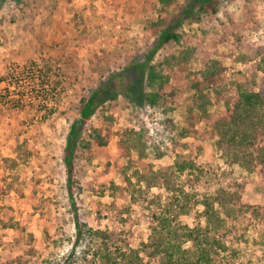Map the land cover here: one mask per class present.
I'll list each match as a JSON object with an SVG mask.
<instances>
[{
    "label": "rangeland",
    "instance_id": "1",
    "mask_svg": "<svg viewBox=\"0 0 264 264\" xmlns=\"http://www.w3.org/2000/svg\"><path fill=\"white\" fill-rule=\"evenodd\" d=\"M154 1L72 0L71 6L81 11V28L85 27L88 33L86 39H90L89 43L82 44L64 4L57 3L52 16L46 12L49 1L39 3L38 10L24 15L11 0H0V264L6 256L14 259L24 253V240L15 242L19 227L35 236L33 246L43 257L62 262L70 250L74 228L64 188L62 149L71 124L79 117L74 107L87 94L92 79L93 83L97 82L101 66L107 64L109 71L119 73L133 58H141L150 51L157 34L145 36L139 17L143 2L152 5ZM221 2L216 17H207L198 23L183 21L179 28L183 33L180 45H169L156 54L155 60H163L177 56L180 50L198 51L188 64L182 65L184 71L175 62L171 65L170 85L180 91L173 110L166 115L148 108L137 112L140 127L145 122L148 125V141L141 151L145 167L136 164L126 171V178L132 184L128 193L111 198L106 189L102 193L98 186L104 183L108 188L111 183L121 184V174L115 167L105 175L103 172L107 161L121 166L128 163V158L121 156L118 144L125 133L137 128L130 117V107L121 96L114 104L105 102L81 129L85 139L97 128L109 132L110 138L100 151L94 146L91 150L80 146L76 174L80 191L76 189L73 194L80 220L87 229L111 232L115 240L124 239L144 264L164 261L156 259L149 248L150 236H155L159 230L157 220L164 217L169 218L172 232L178 230L176 244L184 252L180 256L187 257V264L194 263L197 255L191 251V243L183 239L180 229L181 226L184 229L198 227L204 231V208L197 202L206 197L212 202L211 220L219 216L226 221L225 231L216 233L221 238L215 246L225 249L233 246L234 252L230 251L229 256L232 262L236 259V264H264V212L256 219L242 207L262 204L264 181L257 173L253 148L249 147V142L241 143L239 135H234L238 131L230 128L232 120L237 118L238 91L246 83L251 84L254 92L264 90V76L258 69V64L264 68V0ZM155 6L148 9L154 19L159 8ZM169 15H175V11L171 10ZM110 35L113 37L109 43ZM204 53L220 62L224 72L216 85L228 92L222 93L224 96L220 99L211 96L206 106V120L195 121L193 128L187 129V137L181 138L180 132L188 116L184 101L189 96L185 90L187 77L201 70V54ZM92 64L98 66L96 73L91 71ZM25 68L29 69L27 73ZM45 72H51L53 77L50 92L52 88L56 91L49 97L53 102L50 105L52 116L39 114L42 104L34 94L36 87L45 82L41 79ZM104 74L106 77L108 73ZM233 80L237 83L232 84ZM55 82L59 84L57 87H54ZM101 115L103 119L111 117L112 120L101 121ZM195 116H199L198 111ZM258 117L263 131L264 109L258 111ZM165 120L171 122L173 131L169 124L162 125ZM166 131L173 137L168 148L159 133ZM259 143H264V134ZM138 155L133 149L129 159L137 163ZM89 157L92 160L88 165ZM178 157H191L203 170L199 183L193 188L186 183L188 172H173ZM6 160L14 162L13 168L7 167ZM135 172L138 175H134ZM159 173L168 175L170 180L162 188L157 187ZM179 189L189 194L188 198L181 196ZM190 195H195L196 199ZM129 213L131 217L127 220ZM150 213L156 219L152 220ZM55 218L63 219L61 233L56 231ZM231 231H237L235 236L231 237ZM44 232L56 238L55 245L45 240ZM214 232V229L206 231L208 244H213L210 238ZM85 234L82 246L95 250L100 238ZM164 238L169 242L168 236ZM111 242L108 247L113 251ZM210 250L211 264H217L215 261L221 259L217 260Z\"/></svg>",
    "mask_w": 264,
    "mask_h": 264
},
{
    "label": "trees",
    "instance_id": "2",
    "mask_svg": "<svg viewBox=\"0 0 264 264\" xmlns=\"http://www.w3.org/2000/svg\"><path fill=\"white\" fill-rule=\"evenodd\" d=\"M45 1H49L50 6L46 11L49 16H52L56 10L57 3L60 2L64 4L67 13L70 16L71 23L79 33L80 42L82 44L90 42V39H86V37L88 38L87 29L85 27L81 28V26H83V24H81V11L74 9L71 6L72 0H32L30 3L25 0H11V3L15 5V7L21 9L24 15H28L31 10H38V4H42ZM180 1L181 0H155L152 5L149 2H143L141 5L139 22L141 32L145 34V36L149 33L157 34V37L152 44V48L150 51L144 53L141 58H133L119 73L109 71L110 66L107 64L101 66L99 69L102 73L100 72L98 79H95L97 82L93 83L94 80L92 79V84L86 91L87 94L82 96L78 101V104L74 107L79 117L71 124L65 137V146L62 149V173L65 178L64 188L67 192L66 197L68 207L70 208V215L72 217L74 238L71 243V248L64 256L63 261L61 262L60 260L58 261L50 259L49 257L41 256L39 250L33 246V243L36 240L35 236L33 234H27L23 227H19L15 242L19 243L24 240L26 249L22 255H19L14 259L12 257L9 258L8 256L4 257L2 264H29L31 262H37L39 264H144L141 256H139L135 250H132L124 239L119 237L115 240L116 237H114L111 232H94L91 229H87L86 224L80 220L81 218L79 211L77 210V202H75L73 197L76 189L80 191L79 182L76 177L77 163L80 159V146L82 145L81 149L84 150H91L94 146L100 151V149L106 147L110 138L109 132H105L102 128H97L92 129L86 136L87 139H85L82 138L81 129L84 123L89 120L95 114L96 110L105 102L114 104L116 103L117 98L121 96L126 105L130 107V117L132 120L134 119V122L131 121L135 123L134 125L137 126V128H132L125 133V137L121 139L118 144L121 156L128 158V163L125 166H121L119 164L112 165L110 161H107L103 172L105 175L109 172L111 167H115L121 174V184L116 185L111 183L108 188H106V184L104 183L98 186V189L102 193L106 189L111 198H115L116 194L123 196L124 193H128V189L132 187V184L130 179L126 178V171L136 164L142 168L145 167V164L142 162L143 158L141 151L145 149L148 141V125L145 122V124L140 127L137 112L141 109L148 108L155 112L157 111L162 115H166L168 111H172L176 98L180 95V91L176 88H172L170 85L171 75L169 70L172 68L171 65L175 62L177 63L175 65L184 71V66L188 64L194 53H197L198 51L196 49L180 50V53L177 56L172 55L170 59L163 60H155L156 54L169 45H180L183 40V33L179 28L183 21L198 23L207 17L214 18L218 15L220 7H222V0H182V4ZM148 4L151 5L150 8H153L155 4L159 7L158 9L155 8L157 13L155 19L149 14L148 9L150 8L148 7ZM171 10L175 11V15H169ZM120 19L122 21L125 20L123 16H120ZM112 37V35L108 36L109 43L111 42ZM119 41L122 42L121 39H119ZM201 55V70L193 76L188 74L187 77L188 86L185 90L189 92V96L185 98L184 101H186L188 116L184 123L183 130L180 132L179 137L181 138L187 137V129H192L195 121L206 120V106L208 105L207 103H210L211 96L220 99L223 98L224 92H228V89L218 88L216 85L224 72L220 62L216 59H210L206 53ZM258 55L259 53H256V56ZM263 61L264 60L262 59V62ZM93 66L94 64L90 67L91 71L96 73L95 71L98 66ZM258 69H260L264 76V68H262L260 64H258ZM45 71L48 72L46 69ZM105 72L108 73L106 74V77L104 76ZM234 83H237L236 80H233L232 84ZM58 85V82L54 83V87H57ZM54 90L55 88H52L51 92ZM238 104L237 118L232 120L230 128L238 131L235 132L234 135H239L238 137L241 143L249 142V147L253 148L255 153L254 158L257 163V173H259L261 178H263L262 181H264V143H259L260 136L264 134V130H261L262 124L259 119L260 117H258V111L264 109V90L254 92L251 84L246 83L242 89L238 91ZM195 111L199 112L201 118L195 116ZM103 117L104 115H101V121L107 120L110 122L112 120L111 117H105L104 119ZM66 118L69 120V117L66 116ZM247 123H249V126ZM165 124H169V129L173 131L174 127L171 125L170 121L165 120L162 125L165 127ZM159 133L161 134V141L164 142V146L166 148L171 147V142L173 141L172 134H170L169 131ZM232 139L233 141L235 140L234 136ZM133 149H136L137 152H139L137 163L129 159ZM24 150L26 149L24 148ZM91 160V157L87 158L86 162L88 165ZM5 162L7 163V167L13 168V161L6 160ZM202 171V168H199L195 160H192L191 157L188 159L178 157L173 165L174 173H189L186 183L192 188L196 183H199L200 177L203 173ZM134 175H138V173L135 172ZM159 175L160 183L157 184V187L162 188L165 183L170 180L166 174L159 173ZM139 177L142 178L141 176ZM138 183H141V180H139ZM89 189L91 190V186H89ZM179 190L181 196L188 198L189 194L183 189ZM190 197L196 199L195 195H190ZM131 198L134 199V195H132ZM197 203L204 208V217L206 221L204 231H201L198 227L193 229H188L186 227L184 229L181 226L180 229V231H183L180 232L181 235H183V239L185 238L184 240H186V242L191 243V251H195V254L197 255V257L195 256L196 259L193 264H211L210 248L212 249L214 256L217 257V260L221 259L215 261V263L236 264V259L232 262L233 258L229 256L230 251L234 252L233 246L227 247V249L221 246H215L216 244L219 245L217 239L221 238V236L216 233H223L225 231L224 224L226 221L224 222L219 216L216 217V220H211V215L213 213L212 202H210L207 197ZM242 207L253 214L254 218L259 219L260 215L264 212V199L259 206L244 204ZM154 216L153 213H150L152 220L153 218L156 219ZM130 217L131 215L129 213L127 214L126 219H130ZM62 221L63 219L55 218V225H57L55 228L59 233L62 231ZM157 222L159 223V230L155 236H150L151 244L149 248L152 249V255H155L156 259H163L164 261H162V264H187V257L184 258L180 256V254H184L181 250V246L178 243L176 244L178 230L175 229V231L172 232L169 218L164 217L157 220ZM4 226L6 227V225ZM211 229L216 231L212 238H210V243H213L214 245L208 244V240L206 239V231H210ZM85 232L88 233L87 235L100 238V243L95 250L90 251L87 250L88 246H82V244L85 243ZM236 232L237 231H231V237L233 235L235 236ZM64 234L65 232L63 231V235ZM164 235L169 237L167 238L169 242L165 240ZM172 235H174V237H171ZM43 237H45V240L52 245H55L57 242L55 237L50 236L46 232L43 233ZM201 237H203V240L200 239ZM113 240L115 241L113 242ZM110 241H112L111 247H113V251L108 247Z\"/></svg>",
    "mask_w": 264,
    "mask_h": 264
},
{
    "label": "built area",
    "instance_id": "3",
    "mask_svg": "<svg viewBox=\"0 0 264 264\" xmlns=\"http://www.w3.org/2000/svg\"><path fill=\"white\" fill-rule=\"evenodd\" d=\"M25 69H26V73H27L29 69L28 68H25ZM43 74H42L41 79L42 80L44 79L45 82H42L39 86L36 87V89L34 90V94L39 98V100L42 104L41 110L39 111V114L47 116L48 114H50V105L53 103L49 97H52V95H55L56 91L54 90L53 93L50 92V86H51V83L53 81V77H51V72H49V73L45 72V74H46L45 76H43ZM17 76H19V75L17 74ZM37 77L38 76L36 75V78ZM44 92H46V94L43 95ZM49 116H52V114H50Z\"/></svg>",
    "mask_w": 264,
    "mask_h": 264
}]
</instances>
